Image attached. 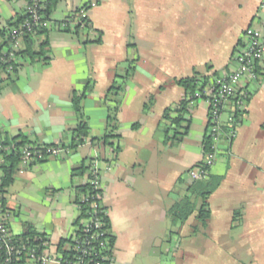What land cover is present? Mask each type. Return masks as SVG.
Listing matches in <instances>:
<instances>
[{
    "label": "crops",
    "instance_id": "obj_1",
    "mask_svg": "<svg viewBox=\"0 0 264 264\" xmlns=\"http://www.w3.org/2000/svg\"><path fill=\"white\" fill-rule=\"evenodd\" d=\"M25 1L0 0V25L22 15ZM95 1L86 13L87 28L72 31L60 23L83 0H57L49 15L48 62L28 63L20 56L10 78L0 71V137L20 134L29 143L66 147L60 156L17 165L3 192L11 233H21H13L10 224L22 215L21 224L30 223L45 236L47 253H56L77 229L76 187L89 182L95 160L114 238L113 264H148L139 258L154 256L167 264H264V57L256 82H242L250 97L233 137L226 127L234 100L222 111L223 130L208 167L221 180L208 197L206 224L200 226L193 213L174 227L178 238L166 246V211L184 195L193 180L188 171L203 159L206 100L191 104L189 131L179 144L167 146L161 127L163 110L185 95L175 79L195 72L211 83L234 70V49L246 27L258 26L260 0ZM97 32L100 42L92 41ZM42 36L34 37L36 43ZM131 60L133 74L120 78ZM113 81L122 87L116 156L98 140L105 133L102 99ZM88 83L92 89L82 101L88 136L72 148L71 93ZM150 95L153 102L143 109Z\"/></svg>",
    "mask_w": 264,
    "mask_h": 264
},
{
    "label": "built area",
    "instance_id": "obj_2",
    "mask_svg": "<svg viewBox=\"0 0 264 264\" xmlns=\"http://www.w3.org/2000/svg\"><path fill=\"white\" fill-rule=\"evenodd\" d=\"M48 0H26L23 18L16 24L6 27L4 43L0 45V65L5 71H13L14 65L19 60L18 52L23 45V37H35L43 30H48L52 22L45 13ZM96 5L95 0H83V3L67 16L61 27L74 31L85 27L87 10ZM258 26H248L241 34L231 62L234 70L217 78L214 82L205 84L195 93L197 98L205 99L208 104L207 131L210 140V149L203 155L202 165L193 167L188 171L191 179H201L207 176V166L214 161L217 141L222 133L221 114L228 100H234L232 115L228 120L227 134L235 135L238 119L233 116L234 111L245 110L250 91L242 88V82H256L257 66L264 57V0H260L257 7ZM237 119V120H236ZM65 146L54 144L52 146L25 143L18 145L16 142H5L0 138V174L4 154L17 153L20 163L27 165L33 161H42L49 156H60L65 151ZM98 161H93L90 166L89 184L99 192L96 195H83L82 202H86L90 210L88 216L80 219L75 233L70 238V257H66L59 250L54 254L47 253V240L40 244L28 247L19 243L13 236L8 226L11 211L0 203V264H22L25 257L28 264H113L114 257L110 253L108 229L105 217L107 210L102 203V182L99 173ZM101 191V192H100ZM78 209L80 205L77 203Z\"/></svg>",
    "mask_w": 264,
    "mask_h": 264
},
{
    "label": "trees",
    "instance_id": "obj_3",
    "mask_svg": "<svg viewBox=\"0 0 264 264\" xmlns=\"http://www.w3.org/2000/svg\"><path fill=\"white\" fill-rule=\"evenodd\" d=\"M57 0H48L45 7V13L47 16L50 15L54 6L56 5ZM23 18V14L16 16L14 19H9L4 25H0V45L4 43L3 39L6 34V27L11 25L18 24ZM87 22L84 28H87ZM77 26L75 28L78 29ZM39 35H43L37 43L34 37L26 35L23 37V45L18 52V55L21 56L24 62L33 63L39 60L44 61L45 63L49 60V43L47 38V30L41 31ZM94 42H100L99 32L96 33L95 38L92 40ZM133 61H128V66L126 72L120 78H127L133 74L134 66ZM19 64H15L13 71H5L4 67L0 65V71L4 72L5 78H10L11 74L15 73ZM176 84L180 85L185 95L178 102V104L173 106L166 107L161 115V127L163 130V142L167 146H173L179 144L184 137L188 134L189 127L191 124L190 117V106L194 100L197 99L195 93L201 90L205 84L208 83L206 77H200L197 73H193L190 76L180 77L175 79ZM121 83L118 81H113L109 88L106 90L103 96V103L106 106V115H105V133L98 140H102L104 143L109 144L112 148L114 156L121 150V145L119 143V134H116L115 131L118 127V111L120 106L119 95L121 93ZM92 89V84L88 83L84 90L80 93L72 91L71 93V105L72 110L76 118V125L73 129V142L70 147L75 148L77 145L84 142L88 136L89 125L88 118L84 115L82 111V101L85 98L86 94ZM149 102L143 104V109H147L153 102V96L149 97ZM248 101V100H247ZM243 112V111H242ZM242 112L234 111L233 116L238 118ZM237 120V119H236ZM137 124L133 123L132 126L135 127ZM227 128V127H226ZM223 130V125H222ZM206 131H207V122H206ZM205 135L203 138L202 149L203 153H206L210 149V140L209 137ZM227 133V132H226ZM1 138V137H0ZM115 138L116 141L113 142L110 139ZM3 139V138H1ZM96 139V138H95ZM94 138L92 140H95ZM5 142H16L18 145L28 143L20 134L13 136L12 138L3 139ZM54 145V144H53ZM52 146V145H49ZM113 156V157H114ZM203 159L199 165H202ZM20 163V156L17 153L4 154L3 156V165L0 174V203L3 207H6L3 192L5 188L13 181L14 174L17 170V165ZM198 165V166H199ZM208 167L206 169L208 170ZM183 177V176H182ZM180 180L181 176H180ZM221 177L208 174L206 177L196 180H190L186 184L185 193L178 199H176L166 211V215L171 221V224L179 226L183 224L190 215L196 213V218L198 219L200 226H204L209 218L210 211L208 206V197L209 195L218 187L220 184ZM182 182V181H181ZM99 191L94 189L89 183L84 185H79L76 187L75 201L80 205L79 218L88 216L90 210L89 205L86 202L81 201L83 195H96ZM101 192V191H100ZM199 203V204H198ZM105 207V206H104ZM78 222V221H76ZM106 228L108 229V241L110 246V253L112 254V247L114 238L109 232V219L108 216L105 217ZM198 227L193 228L195 232ZM176 233L175 231H170V234ZM169 234V235H170ZM14 238L19 242L23 243L28 247H33L41 243L42 240H46L45 236L41 233H38L33 226L24 222L22 224V231L18 235H13ZM70 238L63 241H60L58 244V250L63 253L66 257H70L71 250L67 249V246L70 245ZM22 264H28L25 257L22 259Z\"/></svg>",
    "mask_w": 264,
    "mask_h": 264
},
{
    "label": "rangeland",
    "instance_id": "obj_4",
    "mask_svg": "<svg viewBox=\"0 0 264 264\" xmlns=\"http://www.w3.org/2000/svg\"><path fill=\"white\" fill-rule=\"evenodd\" d=\"M149 97L146 99V102L145 103H148L149 102V100H148ZM197 100L200 101L201 98H197ZM22 222H23L22 215L20 217L19 216H15L11 220L10 226H11V229H12V232L13 233H18V232H20L22 230V224H21ZM165 222L167 223V225H168L167 228H169V229L166 228L165 229V233H163V237H164V244L163 245L166 246L168 242H170L172 245H174L173 244L174 243V240H176V238H178V234L177 233L170 234V231H175V230H174V226L171 224V221H170V219L168 218L167 215H166ZM163 252H164V250H163ZM165 252L168 253V254H170V253H173L174 252V249H173V251L172 250H166ZM139 260H140V262H146L148 264H152V263H154V264H162L163 263V262L159 261L158 260V257H156V256H154L152 258H149V259L148 258H144V257H140ZM167 263H169V262H164L163 264H167Z\"/></svg>",
    "mask_w": 264,
    "mask_h": 264
}]
</instances>
